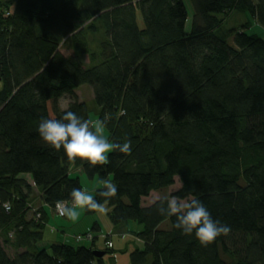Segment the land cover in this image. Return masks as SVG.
Returning a JSON list of instances; mask_svg holds the SVG:
<instances>
[{"label":"trees","instance_id":"16d2710c","mask_svg":"<svg viewBox=\"0 0 264 264\" xmlns=\"http://www.w3.org/2000/svg\"><path fill=\"white\" fill-rule=\"evenodd\" d=\"M190 2L189 29L184 0H0V264H113L121 250L110 235L104 248L93 234L86 246H39L47 214L28 217L33 187L24 176L55 209L84 187L72 167L116 183L115 197H100L103 186L93 196L110 206L114 232L139 243L129 264H264V39L247 32L250 23L225 28L238 12L264 27V0ZM83 84L93 86L110 140L131 146L94 168L37 132L42 118L67 111L91 122L74 94ZM177 177L180 189L142 204ZM171 198L200 200L230 232L201 246L158 211Z\"/></svg>","mask_w":264,"mask_h":264},{"label":"clouds","instance_id":"9594fccd","mask_svg":"<svg viewBox=\"0 0 264 264\" xmlns=\"http://www.w3.org/2000/svg\"><path fill=\"white\" fill-rule=\"evenodd\" d=\"M37 132L41 140L54 150H63L72 163H87L89 168L103 166L108 163L109 154L115 150L128 154L131 152L129 143H115L104 134V121L92 124L90 121L67 111L59 119H41ZM100 197L113 198L117 194V185L111 180H103ZM71 205L63 201L56 207L60 215L70 221L79 218L80 210H96L103 212V205L88 191L74 187L70 192ZM163 214L175 216V227L183 235L195 236L201 246H208L221 235H227L230 227L212 218L205 205L198 199L181 203L176 199L167 201L166 207L158 209Z\"/></svg>","mask_w":264,"mask_h":264},{"label":"rangeland","instance_id":"374dc122","mask_svg":"<svg viewBox=\"0 0 264 264\" xmlns=\"http://www.w3.org/2000/svg\"><path fill=\"white\" fill-rule=\"evenodd\" d=\"M184 2H186V6H187V10L188 13L190 15L189 21L187 22L188 24V28L190 29L191 27V18L193 17L194 13H193V5L192 2H190V0H184ZM138 15V23L139 26L144 27V19H143V15L138 11L137 13ZM249 24L250 23V27L249 29H247L248 33H256L258 34L260 37H262L264 39V27H262L261 25H259L257 23V21H255L254 17L250 14V13H235L230 15L227 18V23L225 25V28H232V27H239L241 25L244 24ZM229 42L231 44H233V38L229 39ZM63 51H66L65 49H62ZM67 52V51H66ZM75 97L76 99L79 101L84 102L85 104H87L88 106V110H89V115H90V120L91 123L94 124L95 122L99 121V108L98 105L95 103L94 100V93H93V86L91 84H83L80 85L79 88H77L75 90ZM72 96L71 95H66L61 99V106L62 108L66 109L68 107L69 102L72 100ZM104 134L106 135V137L108 139H110L109 136V131L108 128L104 125ZM72 175L73 176H77L79 175L81 180H82V185L83 190L88 191L90 194H94V190L97 188H100L103 186L102 184V180L99 179L98 177H94V179H90L85 173L81 174L79 173L76 169H73L72 171ZM181 181L180 178L177 177L176 178V182L174 185H171L169 188H165V189H161L159 191H153L148 197L144 198L143 201V205L147 206L150 203H153L157 200H159L160 197H168L170 196V194L174 191H177L178 189H180L181 187ZM39 198V193H37L36 191H33V195L31 197L30 200V205H31V214L35 215V218H37L38 213H40V209L42 207L39 206L38 202H36V200H38ZM171 199H175V198H171ZM178 201V200H177ZM181 203H185L186 200H181L178 201ZM104 211L103 212H99L97 211V213H95L94 215H90L86 213V210H80L78 209L79 215L83 213V216L90 215L92 216V219H96L100 225H101V230L100 231H93L91 226H87V224H77L76 221H71L73 222V224H70V220H68L66 217H61L59 216L56 211L55 214L56 215H50V221L47 224L48 225V229H51L54 226H58L59 228H65L67 230V232L72 235L73 237L76 235L77 236V241H74L72 237H70V242L71 244H76V245H90V241L87 238L82 239V235H85L86 232H89L91 234H93V236H97L99 237L97 240V245L101 248L106 247V244L104 242V238L107 235H110L111 239L113 240L114 244H115V249L118 252L117 254H119L116 259H114L113 264H129L130 262V254L129 251L134 249L135 246H137L139 243H136L135 241V237L132 234V232L128 231L126 233H120V232H114V226L113 223L110 220V216L109 213L111 212L110 210V206L108 204L103 206ZM49 213H52L50 210H48ZM41 214V213H40ZM42 218V217H41ZM41 218H39L38 220H41ZM81 218V217H80ZM83 223V222H82ZM131 224H129V227L132 230H136L138 228H140L136 222H130ZM88 233V234H89ZM81 239V240H80ZM122 250H125V252H122ZM13 253V249L10 250V254ZM105 259L107 260V262H112L111 261V255L108 253L105 256Z\"/></svg>","mask_w":264,"mask_h":264},{"label":"crops","instance_id":"0c3cea01","mask_svg":"<svg viewBox=\"0 0 264 264\" xmlns=\"http://www.w3.org/2000/svg\"><path fill=\"white\" fill-rule=\"evenodd\" d=\"M73 169H76L79 173L83 174V170H81L80 168L78 169V168L72 167L71 170L73 171ZM24 177L27 180V183H30L32 185L33 191H36L37 193H39V198H38V200H36V202H38L39 206L42 207L44 209V212L47 214V223H46V225H47L49 223V221H50V218H51L50 215H53V214L56 215L55 212H54V209L49 207L47 204H45L43 202L42 197H41V193L35 187V184H34V182L32 180L31 175L30 174L29 175H25ZM48 210H50L52 213H49ZM28 215H29L28 217H32L33 216L31 214V212ZM76 223L77 224H81V225H83V224L85 225V224L88 223L87 226H91V228L93 227V225L95 223H98L100 225V223L96 219H94V220L92 219V216L87 215V214L85 216H83V213L79 215V218L77 219ZM70 224H73V222H71ZM47 227H48V225L46 226L45 231H44V235H43L44 236V240L42 241V243L39 244V246H42V245L43 246H48V245H51L53 243L71 244V242L69 240L70 237H72L74 241L78 242L77 241V236H79V235H77V236L75 235L73 237L72 235H70L67 232V230L64 227L63 228H59L58 226H54L51 229H48ZM100 229H101V225H100ZM86 233H88V232H86ZM112 243L114 244L113 240H112ZM72 245H74V244H72ZM114 247H115V244H114Z\"/></svg>","mask_w":264,"mask_h":264},{"label":"built area","instance_id":"2783aa9c","mask_svg":"<svg viewBox=\"0 0 264 264\" xmlns=\"http://www.w3.org/2000/svg\"><path fill=\"white\" fill-rule=\"evenodd\" d=\"M66 205H71V202H66V201H63ZM6 208H7V210L8 209H10V205L9 204H6ZM55 211H56V213L59 215V216H61V217H63L62 215H60L59 214V212H58V210H57V207H55V209H54ZM42 217V215L40 214V213H38V215H37V219H39V218H41ZM84 238H88V239H92L93 238V236H92V234H88V235H86L85 237H83L82 236V239H84ZM81 240V239H80ZM108 244H109V246H111L112 247V243L111 242H107Z\"/></svg>","mask_w":264,"mask_h":264},{"label":"water","instance_id":"95a60500","mask_svg":"<svg viewBox=\"0 0 264 264\" xmlns=\"http://www.w3.org/2000/svg\"><path fill=\"white\" fill-rule=\"evenodd\" d=\"M0 68H1V65H0ZM1 80H2V76L0 75V82H1ZM94 255H96L98 257H103L104 256V251L97 250V251L94 252ZM259 264H261V263H259Z\"/></svg>","mask_w":264,"mask_h":264}]
</instances>
